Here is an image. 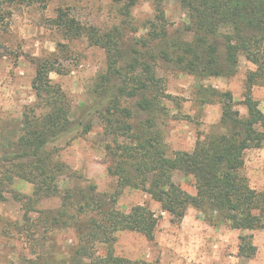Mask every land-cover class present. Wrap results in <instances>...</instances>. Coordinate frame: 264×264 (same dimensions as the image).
Wrapping results in <instances>:
<instances>
[{
  "label": "trees",
  "instance_id": "1",
  "mask_svg": "<svg viewBox=\"0 0 264 264\" xmlns=\"http://www.w3.org/2000/svg\"><path fill=\"white\" fill-rule=\"evenodd\" d=\"M49 1L0 0V48L1 30L11 16L6 10L8 5L24 2L46 5ZM114 1L125 2L124 26H115L105 33L63 14L53 21L67 37L85 38L90 45L106 53L107 72L99 77L95 95L104 98L108 105L105 110L95 108V112L103 121L106 133L116 137L106 147L114 163L108 168L109 175L117 178L119 188L130 187L149 194L161 205L162 211L171 216L172 223H181L188 209L195 208L210 215L215 225L227 224L231 229L242 231L264 228V190L254 189L245 173L246 152L264 145V113L252 95L253 87L264 86V0H180L188 17L184 33L190 39L179 38L171 44H168L167 29L162 26L160 30L158 25L165 20L163 0H150L156 21L151 22L146 37L138 40L141 48L147 49L145 53L126 49L125 31L131 25L130 9L137 0ZM158 40L168 46L155 54L151 43ZM241 56L255 67L248 72L242 101L247 116H241L234 109L230 93L222 94L220 122L213 125L211 132L199 140L191 152L168 154L161 133L154 131V119L142 122L137 131L131 121L135 113L121 107L122 98H138L136 106L140 112L155 114L162 100L169 97L154 69L158 60L174 63L180 70L201 78L225 79L234 76ZM120 62L125 63L123 68L119 67ZM56 63L51 58L38 62L32 82L36 103L23 113L17 140L3 145L0 202L6 200L5 190L15 179L34 186L32 196L22 197L29 201L27 204L33 205V200L59 198L58 212L38 213L40 217L45 216V220H53L52 226L62 224L76 232L77 243L63 264H148L111 253L103 256L96 249L98 243L109 241V225L115 230L139 233L153 240L158 219L151 209L137 205L125 213L117 208L115 197L97 194L94 187L88 190L60 188L66 166L58 160V153L90 132L92 125L71 121L68 96L50 79L51 73L61 72ZM148 91L149 96L145 95ZM40 110L44 112L38 113ZM121 138L124 141H119ZM63 140H66L64 144ZM175 173L194 179L195 195L174 182ZM29 210L35 208L31 206ZM63 218L66 221L63 222ZM243 250L241 246L240 251ZM250 250L252 256L256 247L251 245Z\"/></svg>",
  "mask_w": 264,
  "mask_h": 264
},
{
  "label": "rangeland",
  "instance_id": "2",
  "mask_svg": "<svg viewBox=\"0 0 264 264\" xmlns=\"http://www.w3.org/2000/svg\"><path fill=\"white\" fill-rule=\"evenodd\" d=\"M124 4V1L114 0H50L46 5L24 2L6 7L11 16L1 30L0 155L4 144L16 141L20 136L23 113L36 103L32 82L38 62L54 59L61 72L51 73L50 79L67 94L71 121L92 125L90 132L76 138L57 155L66 166L60 178L61 190L94 187L97 194L115 197L121 211L128 213L137 205H145L158 219L153 240L139 233L115 230L109 225V241L98 243V254L111 253L148 264H264V228L242 231L231 229L227 224L215 225L210 215L195 208L188 209L181 223H172L171 216L163 212L161 205L149 194L130 187L119 188L117 178L109 175L108 168L114 163L106 147L116 137L106 133L103 121L95 112V108L105 110L108 105L102 100L104 98L95 95L99 77L107 72L106 53L90 45L85 38L67 37L53 21L63 14L105 33L115 26H124ZM163 9L165 20L158 25L160 30L162 26L167 29L168 44L179 38L189 40V35L184 33L188 17L180 0H163ZM130 11L131 25L125 31L126 49L145 53L147 49L141 48L138 40L150 31L151 22L156 21V12L150 0H137ZM168 44L158 40L151 46L157 54ZM123 66L125 63L120 62L119 67ZM154 69L164 93L169 96L162 100L157 112H140L136 106L138 98H122L121 107H128L135 113L131 121L137 131L142 122L153 118L154 131L161 133L168 154L193 151L196 143L211 132L213 125L221 120L223 105L220 101L224 93H230L234 109L241 116H247L242 101L248 72L255 67L244 56L240 57L234 76L225 79L191 75L176 64L162 60L155 63ZM145 95L149 96L151 92H145ZM252 95L264 113V86L253 87ZM75 153L88 158L84 157L86 160L78 164L73 161L78 155ZM245 164L250 185L261 191L258 187H264V145L248 150ZM173 180L183 190L196 194L192 177L175 173ZM33 189L32 184L15 179L5 190L6 200L0 202V264H63L77 243L72 227L52 226L53 220H45V216L40 217L38 213L58 212L59 198L33 200V205L23 200V196H32ZM31 206L35 210H29ZM243 237L247 239L243 240ZM251 245L256 247L252 256ZM241 246L244 247L242 252Z\"/></svg>",
  "mask_w": 264,
  "mask_h": 264
},
{
  "label": "crops",
  "instance_id": "3",
  "mask_svg": "<svg viewBox=\"0 0 264 264\" xmlns=\"http://www.w3.org/2000/svg\"><path fill=\"white\" fill-rule=\"evenodd\" d=\"M75 154H78V155H77V156H74V160H73V161L76 162V163H78V164L81 163L82 160H86V159L88 158V157H86L85 155H83L82 153H80V154H79V153H75ZM260 156L262 157V155H260ZM84 157H85L86 159H85ZM262 159H263V157H262ZM64 161H65V160H64ZM67 163H68V162H67ZM258 188H262V190H264V187H263V186L258 187ZM254 189H255V188H254ZM256 189H257V188H256Z\"/></svg>",
  "mask_w": 264,
  "mask_h": 264
}]
</instances>
